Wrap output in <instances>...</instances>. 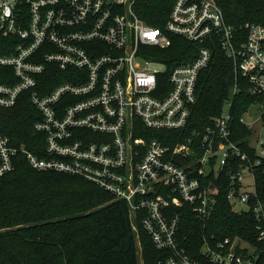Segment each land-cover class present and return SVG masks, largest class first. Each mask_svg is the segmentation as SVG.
I'll list each match as a JSON object with an SVG mask.
<instances>
[{
    "label": "built area",
    "instance_id": "obj_1",
    "mask_svg": "<svg viewBox=\"0 0 264 264\" xmlns=\"http://www.w3.org/2000/svg\"><path fill=\"white\" fill-rule=\"evenodd\" d=\"M139 7L140 0H0V31L22 39L15 52L0 56L18 78L0 83V106L12 107L30 91L41 113L34 128L45 135L41 155L0 133V176L13 171L23 153L34 168L89 179L128 203L133 228L138 231V219L165 253L160 264H264V203L254 172L264 144L252 162L233 138L231 109L172 147L137 135L187 127L216 43L233 61L234 94L238 75L247 79L249 93H264V24L246 23L244 36L216 0H175L165 26L157 27ZM171 35L198 44L197 56L164 61L160 51L172 45ZM58 75L64 80L50 90L45 78ZM240 121L246 123L243 116ZM227 167L228 199L234 211L252 212L255 240L205 234L201 255L193 256L184 245L185 209L206 225L217 199L202 178ZM246 172L253 186L243 190ZM237 203L247 208L237 210Z\"/></svg>",
    "mask_w": 264,
    "mask_h": 264
},
{
    "label": "trees",
    "instance_id": "obj_2",
    "mask_svg": "<svg viewBox=\"0 0 264 264\" xmlns=\"http://www.w3.org/2000/svg\"><path fill=\"white\" fill-rule=\"evenodd\" d=\"M140 1L141 17L153 26L164 27L175 0ZM216 1L223 8L227 22L242 30L244 36L246 23L264 24V0ZM171 36L172 45L160 51L164 61L179 64L197 56L198 44ZM20 43V37L0 31V56L12 54ZM45 80L49 81L51 90L64 77L48 76ZM17 81L13 69L0 64V83ZM235 81L233 61L216 43L210 65L199 76L198 100L187 127L147 129L137 135L161 139L172 147L205 130L231 99L233 138L255 162L259 155L250 141L252 128L240 119L253 104L264 101V93H249L247 79L238 75L240 90L234 94ZM40 118L30 91H24L12 107L0 106V133L8 136L12 145L44 155L45 135L34 128V122ZM241 163L235 170L241 168ZM231 171L227 167L220 175L212 172L202 178L217 199L206 225L195 217L191 208L185 209L184 245L193 256L201 255L205 234H214L216 239L240 236L255 240L256 221L252 212L234 211L228 199ZM254 172L258 198L264 203V159L255 165ZM137 224L138 231L132 226L126 201L115 199L83 176L34 168L23 153L15 156V169L0 176V264H139V250L145 264H160L165 253L155 246L138 219Z\"/></svg>",
    "mask_w": 264,
    "mask_h": 264
},
{
    "label": "rangeland",
    "instance_id": "obj_3",
    "mask_svg": "<svg viewBox=\"0 0 264 264\" xmlns=\"http://www.w3.org/2000/svg\"><path fill=\"white\" fill-rule=\"evenodd\" d=\"M231 107L228 104L223 106V112L226 113L230 110ZM264 101H257L255 104L251 106V108L243 115L246 123L251 124L252 135L250 137L251 144L260 148L264 144ZM253 186V178L250 173L246 172L245 180L243 183V190H247L252 188ZM242 208H247V206L237 203V210H241ZM139 264H145V258L141 250H139Z\"/></svg>",
    "mask_w": 264,
    "mask_h": 264
}]
</instances>
